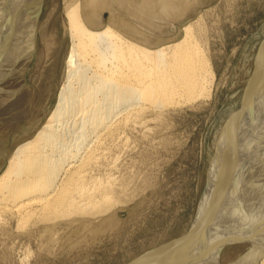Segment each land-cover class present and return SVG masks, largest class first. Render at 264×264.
<instances>
[{
	"label": "bare ground",
	"instance_id": "6f19581e",
	"mask_svg": "<svg viewBox=\"0 0 264 264\" xmlns=\"http://www.w3.org/2000/svg\"><path fill=\"white\" fill-rule=\"evenodd\" d=\"M41 1L0 0V92L20 85L25 58L36 45ZM138 1L72 0L66 6L65 79L47 119L15 148L0 174V215L10 214L26 223L87 214L117 189L107 172L109 177L96 179L87 173L96 159L110 161L107 150L120 141L125 126L150 108L171 106L178 96L191 100L212 81L211 64L195 30L198 24L194 27L198 19L186 24L175 42L151 32L161 30L159 24L182 19L188 11L183 2ZM105 8L124 12L128 20L113 15L103 24L100 12ZM3 102L7 104L0 100V107ZM257 103L250 120L243 116L234 122L230 147L219 145L201 199L207 201L200 205L192 233L170 242L164 253L156 250L143 260L145 264H264V95ZM32 107L30 96L15 111L6 105L0 108V122L9 128L28 117ZM238 125L245 127L244 132L238 131ZM211 233H216L212 241ZM241 242L249 243L245 253L222 262L218 257L222 248Z\"/></svg>",
	"mask_w": 264,
	"mask_h": 264
},
{
	"label": "rangeland",
	"instance_id": "374dc122",
	"mask_svg": "<svg viewBox=\"0 0 264 264\" xmlns=\"http://www.w3.org/2000/svg\"><path fill=\"white\" fill-rule=\"evenodd\" d=\"M70 1H41L37 41L31 57L25 58L20 85L0 92V100L7 101L0 108L7 105L11 111L18 103H25L28 96L33 99L28 117L9 128L0 122V174L15 148L33 136L56 103L65 79L69 38L64 10ZM178 2L188 8L185 16L159 24L161 30L151 32L175 42L182 36L183 27L198 19L194 27L198 24L195 30L200 46L211 64L210 84L191 100L178 96L171 106L159 111L150 108L144 115L139 114L141 117L136 115L135 124L130 121L125 126L122 139L107 150L115 165L101 157L88 169L87 175L95 179L110 174L117 188L112 192L115 194H108L110 198L103 195L105 201L101 199L88 215L84 211L26 223L10 214L0 215V264H137L138 260V264H145L146 258L166 252L173 242L192 233L200 205L207 201L201 199L219 145L230 147L229 138L237 125L234 122L243 116L249 119L264 95V0ZM116 13L110 8L102 10L103 24L113 15L127 19L124 12ZM253 71L258 74L253 75ZM248 87H253L252 91L257 88L252 92ZM237 129L242 133L245 127L238 125ZM234 200L233 196L230 203ZM215 236L209 234L210 241ZM248 247V242L227 244L218 257L226 262L245 253Z\"/></svg>",
	"mask_w": 264,
	"mask_h": 264
}]
</instances>
